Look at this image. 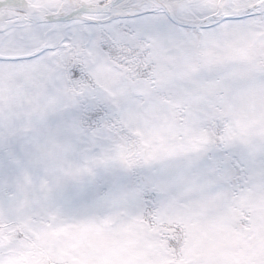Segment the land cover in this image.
Masks as SVG:
<instances>
[{"label":"snow or ice","instance_id":"obj_1","mask_svg":"<svg viewBox=\"0 0 264 264\" xmlns=\"http://www.w3.org/2000/svg\"><path fill=\"white\" fill-rule=\"evenodd\" d=\"M0 264H264V0H0Z\"/></svg>","mask_w":264,"mask_h":264}]
</instances>
